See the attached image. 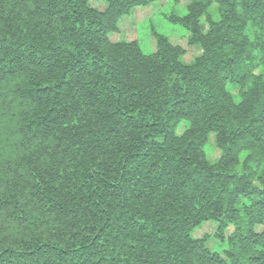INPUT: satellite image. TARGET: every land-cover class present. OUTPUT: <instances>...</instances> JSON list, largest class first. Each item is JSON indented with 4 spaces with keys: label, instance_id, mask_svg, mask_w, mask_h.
<instances>
[{
    "label": "trees",
    "instance_id": "1",
    "mask_svg": "<svg viewBox=\"0 0 264 264\" xmlns=\"http://www.w3.org/2000/svg\"><path fill=\"white\" fill-rule=\"evenodd\" d=\"M92 1L0 0V264H264V0Z\"/></svg>",
    "mask_w": 264,
    "mask_h": 264
},
{
    "label": "rangeland",
    "instance_id": "2",
    "mask_svg": "<svg viewBox=\"0 0 264 264\" xmlns=\"http://www.w3.org/2000/svg\"><path fill=\"white\" fill-rule=\"evenodd\" d=\"M92 2L97 7H102L99 1L93 0ZM187 3V0H180L179 2L161 1L158 3L155 2L150 6L137 7L132 15L124 16L119 20V31L117 34H113L111 39H136L144 52H151L154 49L152 33L155 30L160 34L168 36L173 43L181 45L185 50L184 60L190 62L200 53V49L197 45L187 43L186 31L181 25L170 21L171 16L185 13ZM207 14L215 17L216 3L214 1L210 3ZM186 126V123H182L177 129V133H181ZM204 149L210 161H214L219 155V150L214 144L213 137H210ZM214 233L215 228L211 223L205 224L194 231L196 237H201L203 234H206L208 236L209 248L216 251L219 250V240L214 238Z\"/></svg>",
    "mask_w": 264,
    "mask_h": 264
}]
</instances>
